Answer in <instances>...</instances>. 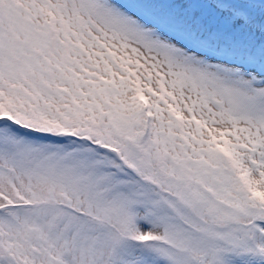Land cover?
<instances>
[{
	"label": "snow or ice",
	"instance_id": "snow-or-ice-1",
	"mask_svg": "<svg viewBox=\"0 0 264 264\" xmlns=\"http://www.w3.org/2000/svg\"><path fill=\"white\" fill-rule=\"evenodd\" d=\"M0 264H264V0H0Z\"/></svg>",
	"mask_w": 264,
	"mask_h": 264
}]
</instances>
